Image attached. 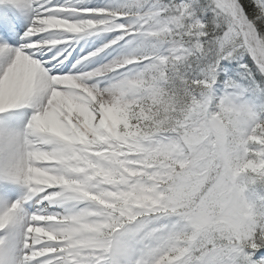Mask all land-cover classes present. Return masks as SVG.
Here are the masks:
<instances>
[{
	"label": "snow or ice",
	"instance_id": "obj_1",
	"mask_svg": "<svg viewBox=\"0 0 264 264\" xmlns=\"http://www.w3.org/2000/svg\"><path fill=\"white\" fill-rule=\"evenodd\" d=\"M0 264H264V0H0Z\"/></svg>",
	"mask_w": 264,
	"mask_h": 264
}]
</instances>
